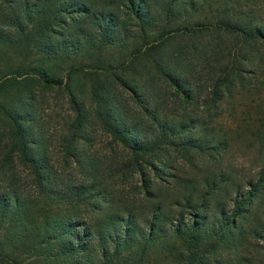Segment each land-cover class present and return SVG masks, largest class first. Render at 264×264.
Returning <instances> with one entry per match:
<instances>
[{"label":"trees","instance_id":"1","mask_svg":"<svg viewBox=\"0 0 264 264\" xmlns=\"http://www.w3.org/2000/svg\"><path fill=\"white\" fill-rule=\"evenodd\" d=\"M231 1L0 0V49L15 52L11 59L0 55V264H142L151 246L174 240L186 250L176 264H204L203 254L232 239L258 184L239 193L232 214L222 208L210 223L207 210L217 204L222 178L205 179L200 193L178 198L171 211L151 201L149 215L109 210L99 223L87 221L80 206L96 203L89 199L96 184L60 187L36 107L38 90L66 87L75 115L66 147L75 160L76 143L88 140L90 104L101 128L136 161L153 165L170 146L190 155L204 144L193 134L199 120L187 112L200 98L196 74L213 82L219 100L242 81L243 60L264 55V24L244 21ZM201 7L211 12L192 22ZM56 60L69 62L65 79L53 68ZM79 77L88 86V105L76 95ZM165 96L181 107L178 120L168 117ZM22 171L34 194L19 185ZM210 232L217 239L203 253Z\"/></svg>","mask_w":264,"mask_h":264},{"label":"rangeland","instance_id":"2","mask_svg":"<svg viewBox=\"0 0 264 264\" xmlns=\"http://www.w3.org/2000/svg\"><path fill=\"white\" fill-rule=\"evenodd\" d=\"M231 2L244 21L251 19L254 23L264 24V0ZM201 8L192 22L211 12ZM0 50V55L5 56L3 60L15 55L12 49ZM260 50L264 53L263 47ZM36 57L32 54L30 59ZM68 65L67 61L56 60L53 68L65 79ZM242 67V81H236L232 90L225 92L219 100L217 97L213 99V82L196 74L194 82L200 98L187 112L199 120L200 127L193 134L204 144L188 151L190 155L173 146L165 148L159 158L153 159V165L136 161L134 154L101 128L94 105H88V86L80 77L74 81V87H78L75 89L77 97L88 105L83 129L88 140L80 139L76 143L78 159L75 160L67 153L66 147L70 134L68 125L75 116L66 87L44 92L38 90L36 107L46 137L45 153L58 184L62 189L80 183L96 184L93 188L96 196L89 198L96 203L85 206L83 198L80 215L96 224L109 210L126 214V210L132 209L145 216L150 214L151 201H159L171 211L174 208L172 203L178 198L189 192L200 193L199 189L205 187V179L222 178L215 191L217 204L207 210L210 223L222 208L232 214L235 201L241 197L239 193L245 195L258 184L254 194L258 196L253 197L254 201L244 212L245 219L232 239L206 252L209 249L204 247L217 239L216 234L210 232L201 243V251L206 252L203 254L204 264H264V55L259 51L252 60H243ZM17 92L13 91L7 98H15ZM0 99L3 100V96ZM166 99L168 117L173 120L181 118L182 109L175 99L172 96ZM154 165L161 170L155 169ZM185 182L187 186H184ZM19 185L34 194L30 178L23 171ZM32 196L38 199V207H46L38 196ZM184 248V244L177 240L170 245L158 242L147 250L141 263L176 264V257L186 251ZM94 253L98 254V251Z\"/></svg>","mask_w":264,"mask_h":264}]
</instances>
